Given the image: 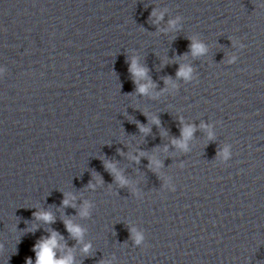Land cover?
I'll return each instance as SVG.
<instances>
[{
  "label": "water",
  "instance_id": "water-1",
  "mask_svg": "<svg viewBox=\"0 0 264 264\" xmlns=\"http://www.w3.org/2000/svg\"><path fill=\"white\" fill-rule=\"evenodd\" d=\"M193 36L205 54H190ZM182 126L187 151L172 143ZM53 230L56 258L75 264H264V0H0V264H35Z\"/></svg>",
  "mask_w": 264,
  "mask_h": 264
},
{
  "label": "clouds",
  "instance_id": "clouds-1",
  "mask_svg": "<svg viewBox=\"0 0 264 264\" xmlns=\"http://www.w3.org/2000/svg\"><path fill=\"white\" fill-rule=\"evenodd\" d=\"M164 13L163 12H156L155 10L152 13V17H155L154 22H158L163 19ZM181 21L182 17L177 16L174 19H171L168 21V28L170 30H179L181 27ZM191 43L189 45L190 54L193 57H197L200 55L205 54L208 49L205 46L204 43L199 42L198 39L193 36L190 38ZM239 47L243 49L245 45L243 43L239 44ZM237 60L236 56L231 57L230 63H233ZM129 72L131 73L133 77V83L136 84V93L140 95H149L150 89L156 87V85L151 81V78L148 76V71L146 67L140 65L138 63V60L136 58H133L129 62ZM193 69L189 65H181L180 68L177 71V78H182L185 81H191L193 80ZM146 80V83H140V80ZM165 84L170 86L171 88H176V84L170 79H165ZM153 122L156 124H159L158 118L154 117ZM200 127L206 128L208 131V135L211 138L212 132L211 128L209 126H206L204 124H201ZM141 131L148 132L150 129L147 128H141ZM195 131L194 127H187L182 126L181 128V139H173L172 143L185 151H187V141L191 139L193 132ZM141 156H143V153H140ZM222 155L227 158L229 155L228 148L225 147L223 150ZM134 160L138 161L137 157H133ZM151 165H155L157 168L160 166V162L156 160L150 161ZM105 168L113 175V178L115 181H117L120 186L127 187L129 185V181L121 175L119 171H117L115 164L113 162H105ZM91 188H95V185H89ZM76 197L73 194L66 193L65 199L62 201V206L64 207H75V205L72 203ZM93 207V205L85 200L82 204V206L78 210V215L82 218L89 217L90 216V210ZM33 215L40 220H43L45 223L51 224L55 222L54 216L51 214V212L47 211H39L33 213ZM65 227L71 237L75 239L78 243L83 242V237L85 233V229L81 226L73 223L71 220H65ZM130 232L132 234V238L136 245H141L144 242V234L140 231H137L136 228H130ZM63 239V237L60 236L59 233L56 231H51L49 236L41 238L40 241L37 242V244L34 247V251L36 253V261L35 264H75V257L71 252H68L67 255L57 259L56 253L60 249L61 245L59 243V240ZM3 246L0 245V248ZM91 250V244L90 243H84L82 247V251L87 254ZM26 264H33L31 259H28L26 261ZM103 264H111V261H104Z\"/></svg>",
  "mask_w": 264,
  "mask_h": 264
}]
</instances>
